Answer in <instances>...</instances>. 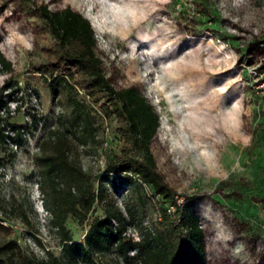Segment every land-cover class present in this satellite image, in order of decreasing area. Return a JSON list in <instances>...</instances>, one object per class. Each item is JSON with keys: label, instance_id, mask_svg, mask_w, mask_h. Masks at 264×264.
I'll return each mask as SVG.
<instances>
[{"label": "rangeland", "instance_id": "rangeland-1", "mask_svg": "<svg viewBox=\"0 0 264 264\" xmlns=\"http://www.w3.org/2000/svg\"><path fill=\"white\" fill-rule=\"evenodd\" d=\"M31 2L51 10L69 7L86 18L105 78L117 90L134 86L152 105L159 118L149 144L156 170L179 204L192 203L206 264H264V0ZM48 42L26 0H0V54L10 63V70L0 65V89L7 81L20 87L14 98L9 89L0 91L15 110L0 117V134L6 124L27 129L16 150L0 141L7 173L0 178V243L12 238L22 253L38 259L46 251L60 256L62 239L35 156L49 153V145L42 146L48 130L63 126L72 131L69 153L94 193L102 194L84 217L66 215L71 239L84 243L92 220L110 209L130 222L133 240L160 230L166 203L136 176L120 179L105 171L107 154L118 151L121 141L104 99L62 85L52 93L31 69ZM16 253L15 264H21ZM92 258L125 264L112 251Z\"/></svg>", "mask_w": 264, "mask_h": 264}, {"label": "trees", "instance_id": "trees-1", "mask_svg": "<svg viewBox=\"0 0 264 264\" xmlns=\"http://www.w3.org/2000/svg\"><path fill=\"white\" fill-rule=\"evenodd\" d=\"M26 1L40 19L49 41L42 47V59L32 63L31 69L45 78L52 93L57 91V85H62L73 90L81 89L94 101L101 97L104 99L106 114L114 116V130L121 141L118 151L107 154L105 171L120 179L136 176L155 197L166 203V207L162 209L161 229L154 233L146 231L138 240L121 234L130 222L124 220L118 209H110L103 219L92 220L85 231L84 243L73 241L65 228L66 215L72 213L84 217L94 200L101 198L102 194L94 193L93 185L87 182L80 163L69 153L68 134L71 129L63 126L48 130L42 146L48 144L49 153L36 155L35 161L48 187L49 205L54 214L52 223L61 235L60 256L46 251L44 258H35L31 253H22L21 247L11 238L0 243V264H15L16 252L21 256V264H96L93 254L103 251L114 252L125 264H206L203 231L191 211L192 203L186 201L179 204L156 170L149 144L158 128L159 118L152 105L134 86L118 90L112 87L95 53L93 28L80 13L69 7L51 10L47 5ZM0 65L10 70V63L1 54ZM6 89L13 98L20 91L17 84L11 88L8 81L0 91ZM2 106L7 107L0 96ZM16 109H19L18 105ZM81 112L77 117L82 119V127L86 128L87 117ZM31 122L36 123L34 115ZM9 126L14 130L23 127L27 132L25 125ZM4 137L5 134L1 133L2 143ZM20 137L16 134L12 141L17 142ZM61 182L65 183V189L59 188ZM99 186L102 183L98 184L97 191ZM72 187L76 188L75 194ZM81 210L83 213H80ZM61 255L66 256V260Z\"/></svg>", "mask_w": 264, "mask_h": 264}, {"label": "built area", "instance_id": "built-area-1", "mask_svg": "<svg viewBox=\"0 0 264 264\" xmlns=\"http://www.w3.org/2000/svg\"><path fill=\"white\" fill-rule=\"evenodd\" d=\"M15 112V110H10L8 107L2 106L0 107V117H6L7 115L13 114ZM4 144L10 149V150H16L19 146L17 142L12 141V138L15 137L16 134H19L21 137H25L27 135V132L25 130V128L23 127H19L18 129H11L9 125L5 126V130H4ZM0 178L2 179H6L7 178V173L5 172V170L3 169V167L0 165ZM41 205V204H40ZM113 225H116V222L114 220H112ZM128 226H126L121 234L125 237V238H131L133 240L132 237H130V234L128 233ZM130 254H132V252H130Z\"/></svg>", "mask_w": 264, "mask_h": 264}]
</instances>
